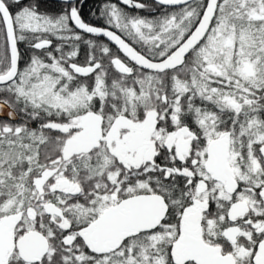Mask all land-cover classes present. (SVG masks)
Wrapping results in <instances>:
<instances>
[{"label": "snow or ice", "instance_id": "obj_1", "mask_svg": "<svg viewBox=\"0 0 264 264\" xmlns=\"http://www.w3.org/2000/svg\"><path fill=\"white\" fill-rule=\"evenodd\" d=\"M85 3L0 0V264H264V0Z\"/></svg>", "mask_w": 264, "mask_h": 264}, {"label": "flooded vegetation", "instance_id": "obj_2", "mask_svg": "<svg viewBox=\"0 0 264 264\" xmlns=\"http://www.w3.org/2000/svg\"><path fill=\"white\" fill-rule=\"evenodd\" d=\"M95 1H97V0H95ZM95 1L93 3V6L94 7H95ZM86 2L87 3H85L83 15H84L85 19H90V17H89V10L92 9V8L89 7V5H92V4H91L90 0H87ZM96 5H97V3H96ZM142 14H147V13H142ZM93 22L95 23L97 21L93 20Z\"/></svg>", "mask_w": 264, "mask_h": 264}, {"label": "trees", "instance_id": "obj_3", "mask_svg": "<svg viewBox=\"0 0 264 264\" xmlns=\"http://www.w3.org/2000/svg\"><path fill=\"white\" fill-rule=\"evenodd\" d=\"M86 1H87V0H86ZM94 1H95V0H90V2H91V4H92V5H89V7H91V8H93V7H94V6H93V3H94ZM98 2H99V0L95 1V6H96V3L98 4ZM147 2H149V3H150V2H151V0H147ZM86 3H87V2H86Z\"/></svg>", "mask_w": 264, "mask_h": 264}]
</instances>
